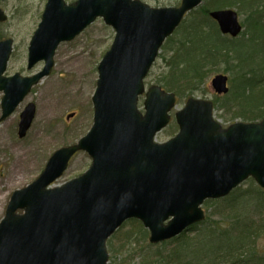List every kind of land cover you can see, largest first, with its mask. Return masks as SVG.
Segmentation results:
<instances>
[{
  "label": "water",
  "instance_id": "water-1",
  "mask_svg": "<svg viewBox=\"0 0 264 264\" xmlns=\"http://www.w3.org/2000/svg\"><path fill=\"white\" fill-rule=\"evenodd\" d=\"M201 4L182 0L178 8L155 9L139 0H48L28 54V70L45 66L32 77L4 76L13 41L0 42L2 123L51 74L62 43L98 18L116 32L98 67L93 126L77 144L56 151L37 180L13 193L0 223V264H108L107 242L129 220L140 221L150 243L160 244L203 222L206 200L225 198L250 178L264 189V119L223 128L212 101L191 98L176 113L178 134L155 142L170 123L176 95L158 85L146 89L144 82L166 40ZM210 16L223 35L241 34L236 11ZM6 20L0 9V22ZM212 87L227 94L228 77L216 76ZM35 113L29 104L21 114L20 138ZM79 152L92 158L89 170L54 187Z\"/></svg>",
  "mask_w": 264,
  "mask_h": 264
},
{
  "label": "rangeland",
  "instance_id": "rangeland-1",
  "mask_svg": "<svg viewBox=\"0 0 264 264\" xmlns=\"http://www.w3.org/2000/svg\"><path fill=\"white\" fill-rule=\"evenodd\" d=\"M73 1L75 0H66L67 3ZM140 1L153 8H171L178 7L182 0ZM46 4L47 0H6L1 3L0 7L7 16V20L0 23V40H13V52L6 76H13L16 73L31 76L43 70V63L36 65L32 70L27 69V63L30 41L41 22ZM205 5L209 6L206 0H203L202 6ZM233 10L239 13L236 7ZM189 18L190 16L186 19ZM245 18L246 15H240L243 26ZM114 38L115 31L107 26L102 19H98L74 41L62 43L56 52L55 66L51 75L35 86L15 112L0 124V222L5 217L12 194L37 180L56 151L76 144L91 130L94 117L92 99L97 87L98 66L103 56L110 50ZM165 69L166 64L163 59H158L146 81V86L156 85L157 79ZM224 70L225 66L223 65L219 72L207 77L206 84L202 87L204 91H197L193 96L215 101L217 96L214 95L210 83L217 74H224ZM226 75L229 77V87L232 89V75L231 73ZM3 96V93L0 92V118ZM143 100L144 98L140 100L141 107H143ZM186 100L187 98H179V104L173 111V116L176 111L184 107ZM29 104L35 105V118L26 136L20 138L18 136L20 116ZM214 116L223 125L228 126L232 122L229 115L219 111L218 108H215ZM235 121L239 122L242 119H235ZM177 132L178 126L173 119L170 126L159 134L156 140L159 143H164L175 136ZM91 164L92 159L87 153H78L55 186H62L82 176L89 170ZM242 187L244 190H250L257 186L248 180L242 184ZM218 201L220 200H210L203 205L209 219L208 222H211L212 225L208 226L207 222L206 225L199 228L200 231H203L205 226L211 229L210 227L214 224H219L217 225V235L211 234L210 230L207 231L202 235V239L195 249L190 250L187 254H192L196 259H199L206 253L210 255L209 264L238 263L237 255L220 261V257H215L214 253L221 246L222 239L219 236L221 232L235 231V235L240 234L241 237L246 235L245 232L239 233V221L243 217H245L243 221L252 223L253 227L250 230L254 234L251 238L248 236L245 238L243 242L247 244L245 247L248 250L252 249V253H263L264 209H259L256 203L246 199L244 203L236 206L235 211L228 210V214L235 213V218L226 220L221 215L226 209V204ZM138 232L137 224L132 222L126 223L117 231L115 239L107 245L108 264H149V261L156 260L154 252L158 246L149 242V231H147L146 241L142 240ZM190 236L192 237L191 234ZM147 243L154 247L146 245ZM173 247L168 245L164 250L157 249V251H163V255H166ZM241 261L248 260L242 258ZM253 262L256 263L257 260L254 259Z\"/></svg>",
  "mask_w": 264,
  "mask_h": 264
},
{
  "label": "trees",
  "instance_id": "trees-1",
  "mask_svg": "<svg viewBox=\"0 0 264 264\" xmlns=\"http://www.w3.org/2000/svg\"><path fill=\"white\" fill-rule=\"evenodd\" d=\"M206 3L209 6H202L190 13V18L166 41L162 48L163 54L159 57L166 64V69L157 79V84L168 92H174L180 99L189 98L197 91H204L202 87L205 86L207 77L219 72L224 65V75L231 73L233 87L226 96L215 99V108L227 113L232 122L235 119H242L244 123L258 122L264 118V0H206ZM235 7L239 10V15L244 14L246 18L242 36L233 39L221 35L209 13ZM252 183L255 184L253 181ZM246 199L256 203L259 209H264L263 190L259 187L250 190L239 187L228 197L218 201L226 204L221 215L226 220L235 218V213L228 214V210L235 211L236 206ZM244 218L239 221V233L245 232L246 235L241 237L240 234L235 235V231L223 230L219 235L222 239L221 246L214 256L223 261L237 255L236 264H264V252L252 253L253 250H248L245 247L247 244L243 243L247 236L251 238L254 235L250 230L252 223L243 221ZM208 221L207 218L181 236L156 245L161 250L168 245L174 247L166 255L156 249V260L149 261V264H209L210 255L206 253L199 259L187 254L195 249L207 231L217 235L219 224H214L211 229L205 226L203 231L199 230ZM130 222L137 224L139 236L146 241L148 232L143 225L136 220ZM208 223V226L212 225L211 222ZM115 237L116 235L108 241V245ZM146 245L154 247L148 243ZM242 258L248 261H241ZM254 259L257 260L256 263L253 262Z\"/></svg>",
  "mask_w": 264,
  "mask_h": 264
}]
</instances>
